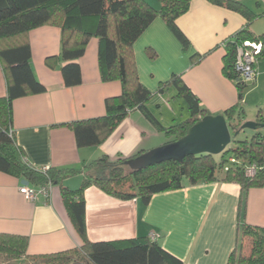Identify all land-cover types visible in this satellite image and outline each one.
Wrapping results in <instances>:
<instances>
[{
	"label": "crops",
	"instance_id": "1",
	"mask_svg": "<svg viewBox=\"0 0 264 264\" xmlns=\"http://www.w3.org/2000/svg\"><path fill=\"white\" fill-rule=\"evenodd\" d=\"M146 1L161 8L159 0ZM236 1L257 15L250 30L263 35L264 0ZM247 24L238 12L208 0H193L188 12L176 21L189 42L187 48L160 17L137 40L134 57L139 80L153 94L148 109L162 126L171 127L190 116L187 111L181 114L166 97L173 86L160 93L174 76L181 77L210 115H223L239 105L240 92L224 75L223 59L226 44ZM29 41L32 68L45 92L13 102V130L33 168L82 171L103 156L130 159L168 144L165 134L140 110H133L104 143L79 148L75 133L67 125L105 117L107 101L122 95V84L102 80L97 38L89 41L84 55L76 61L81 83L74 86L67 85L62 72L68 63L61 59V28H37L29 33ZM256 75L243 100L244 122L258 119V113L249 117L250 104L255 112L262 110L264 116V59L256 65ZM6 96L7 81L0 62V98ZM84 177V173L72 176L63 186L77 190ZM25 183L0 172V234L28 238L29 256L80 249L84 241L68 214L61 186L55 185L49 199L39 197L32 202L19 192ZM84 197L89 241L114 242L155 235L163 249L183 264H228L246 240L243 226L264 230V187L250 189L244 195L233 183L187 184L179 190L156 194L145 204L139 198L122 200L90 186Z\"/></svg>",
	"mask_w": 264,
	"mask_h": 264
},
{
	"label": "trees",
	"instance_id": "2",
	"mask_svg": "<svg viewBox=\"0 0 264 264\" xmlns=\"http://www.w3.org/2000/svg\"><path fill=\"white\" fill-rule=\"evenodd\" d=\"M192 1L159 0L161 8L157 9L146 0H0V62L7 81V96L0 98V172L35 187L43 186L49 180L54 186L60 185L68 214L84 241L78 250L29 256L28 238L0 234V260L30 261L34 264H66L72 259L80 261V264H183L151 238L99 243L89 241L85 190L95 186L110 196L122 200L139 198L148 204L154 195L179 190L187 184L233 183L241 187L244 195L250 189L264 187L262 110L258 112V128L252 140L237 142L236 148L229 146L223 155L190 156L183 163L169 161L141 171H132L126 165L128 159L112 160L103 156L85 166L82 171L51 168L44 173L27 162L17 144L13 130V102L45 92L32 68L29 33L47 25H58L62 30L61 59L68 63L62 72L67 85L81 83V70L76 61L84 55L92 38L100 40L102 80L120 81L122 84V95L107 101L105 117L67 125L75 133L79 148L96 147L104 143L133 110H140L159 132L169 138L168 143L180 140L192 126L210 116L181 77L174 76L160 88V93L171 86L177 88L178 96L188 103L190 116L185 122L168 128L162 126L148 109L153 94L141 84L134 57L135 43L159 17L187 48L189 42L178 29L176 21L188 12ZM208 1L238 12L248 21L247 26L226 44L223 59L224 75L235 82L240 92L239 105L223 114L234 133L242 127L238 122L244 117L243 92L247 88L236 71L237 50L245 42H260L264 46V34L257 36L250 30L252 22L258 17L241 2ZM262 59L264 51L260 57ZM47 63L50 64V60ZM231 158L235 162L231 163ZM251 166H256L254 175L248 172ZM81 173L85 177L79 189L71 190L63 186L66 179ZM242 234L253 241L251 253L243 256L241 246L231 255L228 264H264V230L245 225Z\"/></svg>",
	"mask_w": 264,
	"mask_h": 264
},
{
	"label": "water",
	"instance_id": "3",
	"mask_svg": "<svg viewBox=\"0 0 264 264\" xmlns=\"http://www.w3.org/2000/svg\"><path fill=\"white\" fill-rule=\"evenodd\" d=\"M257 128L256 122H248L233 133L224 115H210L192 126L180 140L128 159L126 165L132 171H141L169 161L183 163L190 156H221L242 130Z\"/></svg>",
	"mask_w": 264,
	"mask_h": 264
},
{
	"label": "built area",
	"instance_id": "4",
	"mask_svg": "<svg viewBox=\"0 0 264 264\" xmlns=\"http://www.w3.org/2000/svg\"><path fill=\"white\" fill-rule=\"evenodd\" d=\"M264 51V46L260 42H245L242 46L238 47L236 71L239 75V79L249 86L253 84L256 79V65L260 62V57ZM230 162H235L233 158ZM42 172L47 173L50 167L45 166L40 169ZM250 175L256 173V166H251L248 170ZM55 186L52 181L49 180L45 185L35 187L27 182L19 188V192L29 201H36L39 197L49 199ZM152 240L157 241V237L153 235Z\"/></svg>",
	"mask_w": 264,
	"mask_h": 264
},
{
	"label": "rangeland",
	"instance_id": "5",
	"mask_svg": "<svg viewBox=\"0 0 264 264\" xmlns=\"http://www.w3.org/2000/svg\"><path fill=\"white\" fill-rule=\"evenodd\" d=\"M249 86H248L249 88L247 87L248 89H246V91L244 92V98L246 97V94L248 93V91L251 90V88L253 87V86H251V84ZM178 93H179L178 89L173 87L172 89L166 91L165 95L169 99L170 103H172V105L177 110H180L181 114L185 113V111L189 112L188 103H187L186 99L179 97ZM249 101L252 103L251 100H249ZM245 102H246V100H245ZM247 104H249V103L247 102ZM247 104H246V106H247ZM252 107H253V105L250 104L249 107L247 108L249 117H253L254 113H256V114L258 113V110L255 112V109H253ZM244 121H247V119L242 117V119L238 122V123H240L239 125L244 126L246 123L249 122V121L248 122H244ZM255 134H256V130H250V129L242 130L241 133L239 134V136L237 138H235V140H233L230 147L236 148L237 142L252 140V138L255 136ZM252 244H253V241L250 238L245 240V242L242 245V250H241V254L243 256H249L250 255L251 249H252ZM40 263L44 264L43 262H37V264H40ZM0 264H34V263L30 262V261L29 262L28 261L17 262V261L0 260ZM66 264H80V261H78L76 259H72L70 262H68Z\"/></svg>",
	"mask_w": 264,
	"mask_h": 264
}]
</instances>
